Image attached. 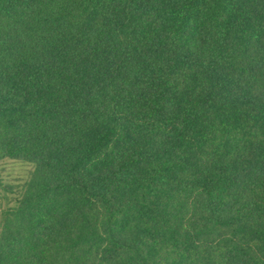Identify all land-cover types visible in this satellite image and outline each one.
<instances>
[{"label":"trees","instance_id":"trees-1","mask_svg":"<svg viewBox=\"0 0 264 264\" xmlns=\"http://www.w3.org/2000/svg\"><path fill=\"white\" fill-rule=\"evenodd\" d=\"M0 160V264H264V0H0Z\"/></svg>","mask_w":264,"mask_h":264},{"label":"rangeland","instance_id":"rangeland-1","mask_svg":"<svg viewBox=\"0 0 264 264\" xmlns=\"http://www.w3.org/2000/svg\"><path fill=\"white\" fill-rule=\"evenodd\" d=\"M31 171L33 168L29 165L12 160H0V213L7 206L4 196L7 195L14 200L16 194L28 181ZM7 186L13 188V194L4 191Z\"/></svg>","mask_w":264,"mask_h":264}]
</instances>
